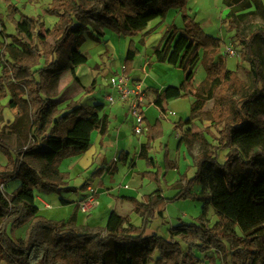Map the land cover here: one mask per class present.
<instances>
[{
	"label": "trees",
	"instance_id": "trees-1",
	"mask_svg": "<svg viewBox=\"0 0 264 264\" xmlns=\"http://www.w3.org/2000/svg\"><path fill=\"white\" fill-rule=\"evenodd\" d=\"M90 1V0H89ZM189 0H95L83 5L79 0H52L45 14L55 16L57 22L46 31L53 40L46 54L39 55L37 43L43 39L36 32L37 23L32 17L20 14L9 4L7 17L14 25V41L23 54L35 55L38 59L55 56L59 49L70 50L69 66L72 75L75 67L85 63L80 47L88 34L86 19H91L123 37L149 35L148 25L155 20H164L170 9L177 10L183 27L172 26L161 46L152 48L154 61L167 64L183 73L179 86H167L156 91L152 105L159 111L160 119L167 116L166 103L170 100L193 98L189 116L178 124L191 126L193 121H209L221 126L217 145L212 151L200 153L195 160V172L184 179V185L170 198L164 196L163 184L166 173L176 169L163 148V167L156 164L149 153L153 143L163 136L162 123L158 119L147 124L146 142L139 148L137 159L143 160L149 171L140 174L142 179L154 183L156 189L141 200L121 197L120 201L132 206V213L140 218V225L131 223L129 216L110 212L104 234L78 231L64 222H53L39 214L36 206L22 198V194L40 190L59 194L68 175L59 170L64 159L85 153L90 147V137L97 132L101 138L108 133L107 116L103 104H79L61 113L58 103L48 96L46 72H58L57 60L48 67L19 78L21 66L9 64L0 74V100L8 95L7 107L14 116L12 127L22 126L32 143L13 150L0 135V152L7 163L0 165V261L6 264H195V251L206 254L220 251L227 259L223 239L233 241L229 256L230 264H264V124L256 117L252 105L260 95V61L254 58L251 40L261 30L246 39L237 27L238 15L245 8L253 7L264 16L262 0H222L229 9L225 20L229 30L234 31L243 57L249 64L252 84L248 88L238 77L237 71L228 70L220 55L222 41L206 34L195 18L187 12ZM1 36H4L1 24ZM139 52L134 42L127 47L123 70L130 75L133 62ZM201 64L204 80L193 86L195 69ZM38 75V80L35 76ZM76 80L78 78L75 77ZM242 93V95H240ZM240 95V96H239ZM224 123V124H223ZM223 124V126H222ZM189 131V130H188ZM187 131V132H188ZM186 137H189L187 135ZM195 140L204 137L192 135ZM183 143L180 139L179 145ZM228 150L223 164L217 162L216 153ZM128 153L120 152L117 162L96 170L93 178L103 175L113 177L118 172L117 163L126 165ZM164 172V173H163ZM18 182L8 193V185ZM101 185V182H99ZM201 185L208 195H196L193 188ZM85 190V185L81 187ZM196 200L201 203L200 215L195 223L179 222L168 230V236L147 235L148 228L157 218H163L164 208L175 201ZM62 205H67L61 200ZM211 206L217 221L207 227V206ZM74 207L69 221L74 220ZM25 227L23 238L15 231ZM240 234H237L235 230ZM49 231V239L39 234ZM157 256L155 257V255ZM210 262L213 260L210 258Z\"/></svg>",
	"mask_w": 264,
	"mask_h": 264
},
{
	"label": "rangeland",
	"instance_id": "rangeland-1",
	"mask_svg": "<svg viewBox=\"0 0 264 264\" xmlns=\"http://www.w3.org/2000/svg\"><path fill=\"white\" fill-rule=\"evenodd\" d=\"M94 1L95 0H79V2L83 5H86L87 3L92 4ZM51 2L52 0H9V4L13 5L19 11L18 14L14 16L16 20L19 19L20 14H24L25 16L35 19L37 23L36 32L43 38L37 43L39 50L38 56L46 54L49 47L53 44V40L46 36V31L51 29L57 22V18L55 16L45 14V10L50 6ZM262 2L264 6V0H262ZM7 6L8 3H6V0H0V74L1 70L6 65L16 64L17 66L22 67V71L19 72L18 77L24 78L31 75V72H34L39 68L48 67L52 61L57 60L61 71L46 72L45 82L48 87V96L55 103H58L62 114L69 108L79 104H103L104 110L110 107H106L104 101V96L107 93V81L110 75L119 73L123 69V62L130 41L134 42V45L139 52L133 62V70H135L134 73L136 76L144 78L146 73L143 69H141V66L144 60L146 61L149 59L152 48L156 45L161 46L163 44L168 33L171 31L172 26H175L178 29H182L183 27L180 13L177 10L170 9L164 20L153 21L148 25L151 38L148 43L145 44L144 39L141 41L140 35L136 37H123L115 34L107 28H104L94 20L86 19L85 24H87L88 34H85V42L80 47L82 56L85 58V63L75 67L77 68V74L75 73V75H72L68 61L70 50L67 46L61 47L55 56H50L48 59H38L35 55L22 53L20 46L14 41V25L7 17ZM187 10L189 15L195 18V21L200 24L206 34L222 41L220 55L224 58L226 68L231 71H237L238 77L249 88L252 84L251 76L249 74V64L242 56L243 49L238 45V40L234 35V31L229 30L228 24L225 20L229 9L222 4V0H189L187 3ZM156 22L158 23L156 24ZM1 24L4 26V36H1ZM237 27L238 31L246 39L250 38L251 35L258 32V30H261L264 33V16L260 13H256L253 7L245 8L238 15ZM228 45L233 46V49L236 52V57H227L224 54V48ZM251 47L254 58L260 61L259 70L262 78L261 88L264 89V40H262L259 35L254 36L251 40ZM148 70V77L145 76L148 78L145 88H149L150 91L148 93L146 89L143 93V104L147 109L145 115L149 119L150 123L152 122L154 124L158 119L161 121L163 136L160 140L169 144L171 147L169 159L176 165V169L170 170L166 173L165 183L162 186L164 196L170 198L177 193V188L184 185L185 178H191L194 175L195 160L197 156L204 151L211 152L212 146L217 145L216 141L219 137L218 132L221 126H213L209 121H195L190 126L188 132L184 131V133H175L176 137L179 139L183 138L184 145V147L182 146V149L178 147L176 150L174 147V141L171 137V131L169 130V122L174 118L179 121V118L185 119L189 116L190 105L193 102V98L176 99L166 103V108L171 110L173 114H170V117L167 120L166 118L160 119V113L152 105L151 101L155 98L156 91L160 90L161 87L179 86L183 81V73L179 69L173 68L167 64L159 63H156L152 69L148 68ZM75 77L79 79L76 80ZM35 78L38 80V75H36ZM204 78V68L201 64H198L195 69L193 86L197 87L204 80ZM240 95H242V93ZM9 100V95L5 99L0 100V135L13 150H17L29 146L32 143V140L30 136L25 134L23 131L25 130V122L22 126H17L15 128L12 127L14 116L7 107ZM252 109L254 110L256 117L264 124V95H260L257 101L252 105ZM128 115V120L131 119L133 121L131 115L129 113ZM143 126L147 129L145 122H143ZM166 126L167 132L165 133ZM184 126L185 125L183 124H178V127L174 130H182ZM143 133L145 134L146 130ZM187 135H189V137H186ZM192 135L204 137V140H195L192 138ZM93 146H95V143ZM128 148L132 152L133 145H128ZM157 152L158 147L153 152L152 158H154L155 162H158L156 164L162 168L163 153L158 154ZM0 154L2 153L0 152ZM227 155L228 150L217 151V162L219 164H223ZM112 157L113 152L109 153L108 151L105 159L111 162ZM136 170L142 172L138 173V175L128 169H122L120 172L117 182L122 183V187L120 189V193H122V195L137 197L140 193H150L152 190L156 189L154 183L145 179L148 183H150L149 185H146L140 177L141 173L149 171L143 160H140L137 163ZM11 184H13V182H11L8 187H11ZM74 184L81 186L75 187ZM83 185H85V190L81 189ZM63 187H65L63 195L68 197L70 194L78 191L87 192L88 187H90V181L85 177H75L71 181L65 183ZM31 193L22 194V196H27L26 198L29 199ZM193 193L196 195H208L209 192L203 186L197 185L193 188ZM88 194L96 196V194L91 193L90 190L87 195ZM85 196L86 195H83L82 198L76 202L78 213H80L78 205L82 202V199ZM48 201V205L52 208L49 210V214L52 219L45 217L46 219L53 222H68L69 226L78 231L87 230L90 233H97L100 235L104 234V229L101 228L102 218L95 219L93 222V229H89L88 225H85V222L89 221L90 218L94 216L93 212L95 209L86 214L80 213L82 223L78 225L77 215L75 216L73 222L72 220L69 221L74 210V206L69 214L66 209L60 208L62 206L57 204L54 197ZM201 206V203L196 200L175 201L169 203L164 208V218L155 219L153 222L154 227L152 228L154 230L156 228L159 229L157 235L167 237L169 228L178 225L179 222L195 223L196 218L200 215ZM136 217L137 216H135V218ZM216 221L217 218L214 210L208 205L207 217L204 223L207 227H211ZM150 227L148 229H150ZM235 232L240 234L237 229ZM151 233L152 232H150L149 235ZM24 234L25 227L19 228L15 231V236L17 238H23ZM39 238L48 240L49 231L41 232L39 234ZM222 243L225 245L227 250V259L223 257L220 251H210L206 254H201L199 251H195V264H230V260L228 258L231 254V248L234 246V242L223 239ZM156 256L157 254L155 257ZM210 258L213 260V263L210 262ZM0 264L6 263L0 261Z\"/></svg>",
	"mask_w": 264,
	"mask_h": 264
},
{
	"label": "crops",
	"instance_id": "crops-1",
	"mask_svg": "<svg viewBox=\"0 0 264 264\" xmlns=\"http://www.w3.org/2000/svg\"><path fill=\"white\" fill-rule=\"evenodd\" d=\"M155 21H160V20H155ZM157 23L158 22H156V24ZM148 29L149 28H147V30ZM150 38H151V34L145 36V38H144L145 44L148 43ZM147 60L146 61L144 60L142 66H141V69H143V71H145V73H146L145 76H147L149 73L148 68L152 69V67L155 66V64H156V62L154 61V57L152 56V52L149 56V59H147ZM76 69L77 68H75V73H76ZM134 72H135V70H133L132 73L129 75L130 78L134 81L142 82L144 84V88H145L146 87L145 85L148 82V78H146L145 76H144V78L138 77L135 75ZM165 88L166 87H161L160 90H157V89H155V90H157V92H161ZM146 89L149 93V91H150L149 88H145V90ZM171 101L172 100H170L168 102H171ZM152 102L153 101H151V103ZM93 104L89 103L87 105H93ZM106 107H108V106L106 105ZM127 108H128V103L122 102V103H116L115 105L110 106L107 109H105L104 114L107 116V120H108V133H107V135L104 138H101L97 132H93L91 134V137H90V147L85 153L78 155L76 157L64 159L62 161V163L60 164L59 170L68 175V179L65 181V183L71 181L75 177L88 178V180L90 181V187H88L87 192H83V191L79 192L78 191L76 193L70 194L68 197H65L63 195L65 192V191H63L65 187L62 188V190L59 194L46 193V192H42V191L36 189V190L32 191L29 199L26 198L27 196H22V198L24 200H26L27 202H29L30 204L36 206L38 208L39 214L41 216L52 219V217H50V214H49L50 213L49 210L52 209L51 206L49 208L45 207V205L49 204L48 203L49 199L51 200L54 197L57 204H60L62 206L60 208L66 209L67 212L70 214L73 206L74 207L76 206V202L78 200H80L83 195H87V193L90 190L91 193L96 194L95 197H96L98 204H97V206L93 212L94 216L91 217L89 221L85 222V225H88L89 229H93V227H94L93 222L95 221L96 218H102L101 228L104 229L105 225H106L107 218H108L110 212L113 210L117 211L121 216H124V217L129 216L131 218V223L136 225V226H139L140 225V218H138V217L135 218L134 214L132 213V206L127 202L120 201L121 197H130V196H124V195H122V193H120L122 183L117 182V178H118L120 172L122 171V169L131 170L132 172H134L137 175H138V173L142 172V171L136 170L137 163L140 161L139 159H137V154L139 152L140 146L146 142V137H145L144 133L141 135L135 134L134 123L131 119L128 120V118H127V116H129L127 113ZM166 109H167V116L165 118L167 120V119H169L170 114H173V112L171 110H169L168 108H166ZM142 111H143L142 112L143 113V119H144V122L146 123V125L147 124L152 125L153 123L152 122L150 123L149 119L145 115V112L147 111V109L145 108L144 105L142 107ZM187 118H188V116L185 119H183V118H179V119L181 121H185ZM177 122L178 121L175 118L169 122L170 123L169 124V130L171 131V137H172V140L174 141V147L176 150L178 147L182 149V146L184 147V145H183V143L181 145H179L180 139L178 137H176L175 133L176 132L184 133V131L187 132L190 129V126L185 125L182 130H178V131L174 130L175 129L174 125ZM194 122L195 121H193V123ZM165 129H166V131H165V133H166L167 132V126ZM94 143H95V146H93ZM128 145H133L132 152L128 148ZM157 147H158V152H157L158 154H162L163 148L166 147L168 149V152L170 155L171 147L169 146V144L164 143L162 140H158V141L153 143V149L149 153V156L151 158H152L153 152L155 151V149ZM161 150H162V152H161ZM108 151H109V153L113 152V157H112L111 162L105 159ZM122 151L128 153V162L126 165H122V164L117 163V168H118L117 174H115L113 177H110L106 174L103 175L101 178H93L92 177V174L96 170H98L100 168H104V167L108 166L109 164H111L112 162H117L118 155ZM154 161H155V159H154ZM6 163H7L6 158L2 154H0V164L4 166ZM156 163H158V162H156ZM165 179H166V176H165ZM142 180L144 181V183H146V185L150 184V183H148L147 180H145V179H142ZM99 182H101V185H99ZM166 182H167V180H166ZM11 185L12 186L9 187V189H7L8 193H11L17 187L18 182H14ZM74 186L80 187L81 185L78 186V184H74ZM141 187H142V184H141ZM153 191L154 190H152L150 193H152ZM150 193H145V194L140 193V195H138L137 197H133V198H136L137 200H141L144 196H146ZM61 200H63L67 205L63 206L61 204ZM95 213H97V214H95ZM76 215H77L78 225H79L82 223L81 222L82 219L80 217V213L77 212ZM163 218H164V214H163ZM163 218H161V219H163ZM134 221H136V222H134ZM152 227H154V224L151 225L150 229H148L147 232H149V233L152 232L150 235H152L153 233L158 234L159 229L156 228L154 230ZM149 233H146V234L149 235Z\"/></svg>",
	"mask_w": 264,
	"mask_h": 264
},
{
	"label": "built area",
	"instance_id": "built-area-1",
	"mask_svg": "<svg viewBox=\"0 0 264 264\" xmlns=\"http://www.w3.org/2000/svg\"><path fill=\"white\" fill-rule=\"evenodd\" d=\"M224 54L227 57H236V52L232 45L224 48ZM107 93L104 101L107 106H113L116 103L127 102L128 113L131 115L134 123V132L137 135L143 134L146 128L143 126V103H144V85L142 82L133 81L130 76L121 72L115 73L108 78ZM98 202L93 194L86 195L82 202L78 205V210L82 214H86L95 209ZM49 208V205H45Z\"/></svg>",
	"mask_w": 264,
	"mask_h": 264
},
{
	"label": "bare ground",
	"instance_id": "bare-ground-1",
	"mask_svg": "<svg viewBox=\"0 0 264 264\" xmlns=\"http://www.w3.org/2000/svg\"><path fill=\"white\" fill-rule=\"evenodd\" d=\"M111 202V201H110Z\"/></svg>",
	"mask_w": 264,
	"mask_h": 264
}]
</instances>
